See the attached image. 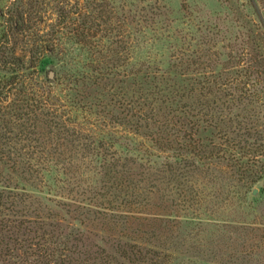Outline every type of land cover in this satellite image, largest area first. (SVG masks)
I'll list each match as a JSON object with an SVG mask.
<instances>
[{
  "label": "trees",
  "instance_id": "1",
  "mask_svg": "<svg viewBox=\"0 0 264 264\" xmlns=\"http://www.w3.org/2000/svg\"><path fill=\"white\" fill-rule=\"evenodd\" d=\"M245 2H242L243 6ZM248 2L264 31V18L258 10L257 0ZM96 4L94 0H9L0 6V236L7 227H12L9 231L17 229L28 232L30 236L47 219L36 211L32 215L23 205V199L27 193L24 187L42 184L50 169L54 168L53 171L58 173V166H62V156L55 157L52 150L49 154L48 149L41 150L49 146V138L65 139L62 146H68L71 152L70 146L78 153L81 149L85 154H81L83 157L80 159L74 154L63 157L70 164L66 167L65 163V169L62 167L68 183H79L73 176L75 169L69 168L73 164L80 167L76 161H84V158L91 173L104 171L106 177L113 173L130 179L136 166L117 164L118 160H129L130 155H118V151L112 155L110 150L117 146L116 141L83 133L81 125L84 122L79 118L110 127L122 126L132 130L135 136L150 137L154 147L169 151V159L162 163L153 161L152 155L147 153L146 159L140 158L146 161V166L141 167L157 174L169 172L170 181L177 184L179 194L182 190L190 201H218L225 189L232 192L227 187L232 186L231 181L237 180L239 184L233 189L234 195H243L242 198L252 206L262 203L264 159L253 158L264 157V123H261L264 107L258 106L259 92L249 93L248 89L240 87L246 81L238 78L237 69L230 72L228 78L209 76L207 72L214 70L215 63L208 65V52L204 51L200 55L193 54L197 58L195 61L184 59L175 70L170 67L178 62L164 68L156 64L152 66L151 61L143 62L139 67H145L147 73L142 77L145 82L141 93L133 91L132 97L123 94L119 77H126L125 81L131 85H136L134 80L138 77L133 76L132 71L136 67L131 59L132 46L119 35V22L114 33L115 29L105 24V31L99 36L100 43L89 44L91 29L87 28H91L88 25L94 22H91L89 14L95 10ZM89 8L90 12L87 11ZM154 8V5L149 7ZM153 20L148 17L145 22L149 25ZM107 32L113 36L107 38ZM92 37L98 38V34L93 33ZM111 38L117 39L111 41ZM261 38L264 43V32ZM67 45L68 51L73 53L98 48L99 55L69 60ZM263 64L264 57L258 62V65ZM50 67L54 72L52 79L51 70L47 69ZM66 68L71 72L70 80L66 81L71 84L68 87L70 94L65 98L66 104L57 108V103L53 102L58 101L53 93V83H65L67 79L59 71ZM190 72L195 74L194 77H187ZM44 73H47V85L40 81ZM180 74L186 77L178 82ZM31 81L43 88L41 94L33 90V85H27L32 84ZM13 96L18 98V103L12 102ZM61 108L64 110L59 112ZM68 111L70 113H66ZM126 149L129 154L133 153L128 145ZM256 163L261 167L257 168ZM15 177L20 178L18 184L23 188L13 184ZM259 184V194L253 195V189ZM75 198L71 197L72 200ZM92 198L95 200L85 199L88 201L85 208L89 206V211L104 208V203H98L103 201H97L98 197ZM29 216L39 220L32 221ZM9 238L18 242L13 235ZM33 241L27 237L23 241L19 239V244L27 243L16 248L24 250L23 254L12 253L15 259L12 263L78 264L70 255L63 258L58 244ZM3 244L2 240L0 245Z\"/></svg>",
  "mask_w": 264,
  "mask_h": 264
},
{
  "label": "rangeland",
  "instance_id": "2",
  "mask_svg": "<svg viewBox=\"0 0 264 264\" xmlns=\"http://www.w3.org/2000/svg\"><path fill=\"white\" fill-rule=\"evenodd\" d=\"M94 1L98 4L95 10L90 12L91 8L87 9L91 22L94 21L93 25H88L91 28H87L91 29L89 44L94 45L96 41L100 43L99 36L105 31V24L115 29L114 33L119 22V35L124 36L128 45L132 46L131 59L136 65L132 71L133 76L138 77L134 80L136 85L125 81L126 77H119L123 94L132 97L135 94L133 91L141 93L146 68L139 66L143 62L151 61L152 66L156 64L163 68L178 62L170 67L175 70L184 59L195 61V56L205 51L208 52V65L215 63L214 70L207 72L209 76L228 78L231 75L229 73L237 69V77L246 81L240 87L248 89L249 93L259 92L258 106L264 107V75L259 72L264 73V64L258 65L264 57L261 38L264 31L248 0L245 6L242 5L244 0H153L152 5L156 6L154 10L149 9L152 7L151 0ZM8 2L0 0V6ZM256 3L264 18V0H257ZM148 17L154 18L149 25L145 22ZM93 33H97L98 38L92 37ZM110 36L113 34L107 32V38ZM115 39L111 38V41ZM68 48L69 45L66 55L69 60L72 57L99 55L98 48L95 51L80 50L74 53L68 51ZM47 69L51 70V67ZM59 72L67 80L61 84L53 83V93L58 97V101L53 99V102L57 103V108L66 104L65 98L70 94L68 87L71 85L66 83L70 80L71 72L67 68ZM181 75L178 76V82L186 77ZM188 75L194 77L195 74L190 72ZM46 80L47 73H44L40 81L47 85ZM31 83L27 85H33V90L41 94L43 88L36 85V82ZM11 100L18 103L15 96ZM62 110L64 108L59 112ZM79 120L84 122L81 125L83 133L94 134L98 139L104 137L107 141L110 138L116 141L117 146L110 150L112 155H116L115 151L119 152L118 155H130L129 160H125L127 163L122 159L117 161L115 157L118 165L130 164L136 166V169L130 179L113 173L106 177L104 171L101 174L91 173L88 168L90 165L84 158V161H76L80 167L73 164L69 168L77 171L78 176L75 170L73 176L78 178L79 183H68L67 176L62 174V167L65 169V163L66 167L70 164L63 157L74 154L80 159L84 153L81 149L79 153L76 152L72 146V152L68 146H62L65 139L56 136L54 139L49 138V146L41 150L48 149V154L52 150L55 157L62 156V166H58V173L53 171L54 168L50 169L43 183H38V186L35 184L34 187L19 185L20 178L17 177L12 180L14 185L27 188L23 199L27 210L32 215L36 211L47 219L30 236L28 232L17 229L9 231L12 227H7L6 232L0 236V242L4 241L0 248H7L0 250V264H14L12 253L23 254L24 250L16 248L22 244L25 246L27 242L19 244V239L23 241L24 237L34 239L33 242L41 241L49 245L56 243L61 246L63 258L70 255L78 264H264V201L252 206L242 198L243 195H234L233 189L239 184L237 180L231 181L232 186L227 187L232 192L225 189L218 201H190L182 190H179V194L177 184L170 181L172 177L169 172L157 174L154 170L141 167L146 166V161L140 158L146 159L147 153L152 155L153 161L160 163L169 159L170 152L154 147L150 137L135 136L132 130L119 125L110 127L91 119L87 122L85 119ZM261 120L264 123V117ZM127 145L133 153L127 152ZM253 158L264 159L262 156ZM256 165L257 168L261 167L259 163ZM130 184L134 186L130 187ZM93 191L97 193L96 196ZM138 192L147 194L139 195ZM71 197H77V202ZM92 197L103 201L98 203H104V208H91V211L89 206L85 208L88 202L85 199L95 200ZM29 219L39 220L30 216ZM10 235L17 237L18 242L11 241Z\"/></svg>",
  "mask_w": 264,
  "mask_h": 264
},
{
  "label": "water",
  "instance_id": "3",
  "mask_svg": "<svg viewBox=\"0 0 264 264\" xmlns=\"http://www.w3.org/2000/svg\"><path fill=\"white\" fill-rule=\"evenodd\" d=\"M50 77L54 78V72H53V71L50 73ZM258 192H259V188H258V187H255V188L253 189V191H252V194H253V195H257Z\"/></svg>",
  "mask_w": 264,
  "mask_h": 264
}]
</instances>
